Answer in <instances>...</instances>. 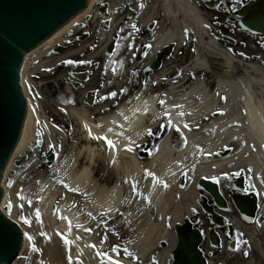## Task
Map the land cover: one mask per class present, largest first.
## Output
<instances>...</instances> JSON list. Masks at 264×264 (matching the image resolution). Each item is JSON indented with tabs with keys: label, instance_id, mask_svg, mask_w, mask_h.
Listing matches in <instances>:
<instances>
[{
	"label": "bare ground",
	"instance_id": "6f19581e",
	"mask_svg": "<svg viewBox=\"0 0 264 264\" xmlns=\"http://www.w3.org/2000/svg\"><path fill=\"white\" fill-rule=\"evenodd\" d=\"M100 1L88 0L85 9L24 53L25 60L20 72L29 95V109L21 137L2 177L6 186L2 208L25 226L26 245L10 264H24L25 252L31 253V264H100L96 249L90 247L91 244L106 252L110 251L111 246L119 244L123 264H157L158 259H165L163 263L167 264L166 257L175 239V224L181 222L198 202L208 199V195L198 188L201 178L226 183L240 173H250L256 190L264 193V66L218 45L206 31L208 21L195 0H140L147 2L141 15L142 26L159 18V24L151 36L152 44L145 64H150L163 46L180 49L186 35H195L198 45L193 59L177 67L182 69H177L180 70L179 76L173 75L176 67L167 61L148 77L146 86L144 81L118 107L107 104L106 109L85 103L84 94L78 97L79 102L75 104L72 100L75 89L69 86L72 97L60 93L58 101L74 121L72 131L66 128L69 121L63 119L57 126L41 107L34 108L30 86L35 83L40 85L35 80L38 73L48 69L47 64L52 65L54 61L73 53H66L57 59L53 58L56 54H51L58 45L69 39L70 31L74 28L77 30L92 16L94 21L103 17V24L108 26L98 35L103 37V42L97 47V57L104 54L117 27L119 31L121 18L116 15V9L124 2L108 1L103 3L105 5L100 11L97 9ZM236 5L242 8L245 4L232 0L230 6L233 8ZM86 47L79 45L74 50L75 54ZM127 49H131L130 45L127 47L121 41L116 49V72L124 87L130 85H126V73L142 69L141 64L136 61L132 64L128 60L129 54L128 58L125 54L120 55ZM32 64L34 66L30 70ZM137 95L139 100L134 99ZM161 99L166 101L165 105L159 104ZM145 106L148 108L146 113L143 111ZM134 108L141 111L132 117L129 127V122L124 121L118 113L124 111L131 116ZM165 110L171 113L172 125L167 123ZM181 111L185 113L184 116L179 115ZM113 120L117 122L116 125L112 124ZM38 122L44 128L47 147L56 145L59 148V158L54 167L47 171H37L38 163L34 164L31 171L35 176L28 182H22L26 175L22 170L24 166L17 168L15 163L26 155L32 158L38 149L28 152L38 136ZM120 123H124L125 135L134 142L133 151L126 149L127 140L118 139L114 133L108 135L117 140L118 150H109L104 140L93 138L94 135L107 133L109 127L119 132ZM185 123L188 128H184ZM85 124L91 128L93 135H89ZM163 124L166 133L164 130L165 136L157 142L155 152L145 150L148 129L153 133ZM173 125H179L180 132ZM229 149L230 152L226 151ZM225 151L227 154L219 155ZM146 170L167 182L168 187L157 184L153 188V180ZM183 175L187 182L181 186ZM12 178L14 182L10 187L7 183ZM133 182L137 183L143 197L132 190ZM70 188L79 191L73 192ZM21 195L25 199H21ZM149 195L150 204L146 199ZM28 199L32 200L31 204L27 203ZM9 204L12 206L9 207ZM21 204L24 205L23 210ZM57 208L60 209L59 213ZM110 208L113 211L102 217L101 213ZM36 209L40 210V217L36 216ZM89 212L92 216L88 215ZM60 215L72 220L71 233L68 232L67 220H61ZM22 217L31 223L22 222ZM102 219L107 223H101ZM77 223L94 231L86 233L84 228L75 227ZM243 229L250 235L252 227L244 226ZM105 232L108 240L101 245ZM28 235L33 237V241L28 240ZM64 236L74 243L66 245ZM33 242L41 251H33ZM254 242L264 258L262 244ZM124 248L131 251L133 256L123 254ZM110 254L116 257V253ZM263 258L237 260L228 253L227 259L214 263L264 264Z\"/></svg>",
	"mask_w": 264,
	"mask_h": 264
},
{
	"label": "water",
	"instance_id": "95a60500",
	"mask_svg": "<svg viewBox=\"0 0 264 264\" xmlns=\"http://www.w3.org/2000/svg\"><path fill=\"white\" fill-rule=\"evenodd\" d=\"M86 2L87 0H0V178L3 177L4 168L18 141L25 118L26 102L19 85V70L24 52L49 37L57 28L83 9ZM242 15L246 16V12ZM242 25L253 33H264V13L254 14L243 19ZM113 49L114 43L108 47V54ZM168 49L170 50V48ZM159 66L160 61H156L151 68ZM73 76L84 79L79 74H73ZM20 84L27 100L28 113L29 95L23 86L21 72ZM37 144V142L34 143L35 146ZM54 158L55 154H52L48 160ZM27 159L26 155L22 160L16 162V166L20 167ZM184 181L183 178L181 186ZM0 184L3 188L4 198L6 186L2 179ZM200 186L214 195L220 207H225V201L217 183L202 179ZM1 187L0 210L7 218L0 211V264H10L21 245V231L17 225L21 228L24 237L21 251L26 245V229L16 217L3 211ZM176 228L179 235L178 250L175 253L179 258L176 259V264H204L194 245L199 240L198 235L191 233L186 241L180 235V226L177 225Z\"/></svg>",
	"mask_w": 264,
	"mask_h": 264
},
{
	"label": "flooded vegetation",
	"instance_id": "af4514ba",
	"mask_svg": "<svg viewBox=\"0 0 264 264\" xmlns=\"http://www.w3.org/2000/svg\"><path fill=\"white\" fill-rule=\"evenodd\" d=\"M203 1L205 3H209L210 1H213L215 5V9H217V11L222 15L226 16L223 23H221V26H224V28L221 29L222 31L224 30L223 33H227V34L228 32L234 33L235 30L233 29L232 26L229 25H233L236 27L238 21H233L230 19H232L233 18L232 15L241 8H239L237 5L232 8L230 6L232 4V0H203ZM240 1L245 3L250 0H246V1L240 0ZM254 1L258 2L259 0H254ZM225 28H228V30H226ZM142 34H147V32H143ZM149 46H151V44L144 43L143 46H141L139 53L143 55L144 52L149 51L150 49ZM98 67L99 66L94 65L92 70L95 71L98 69ZM93 74L94 72L90 74V77L87 80V82L92 81V79L94 80ZM87 82H85L83 85H86ZM115 83L105 79L104 74L102 73L98 85L94 87V89H98V92L96 93L95 96V100L105 101L109 98H113L109 96V93L116 90V92H118V95L114 97V101L115 103H120L124 99V93L121 91L122 86L119 87V82L117 81ZM107 87L109 88L106 91L105 89ZM104 97H108V98L105 99ZM248 189L251 191L250 187H248ZM249 190L242 191L240 192V194L244 193L246 195H250L251 192H249ZM232 191L233 190H231L230 192ZM249 199L251 200V202H254V205L256 206L258 212L263 213L264 210L263 197L258 198L250 195ZM232 212L233 215L236 214L240 216L237 210L232 209ZM193 222H194V226L199 227L203 232V239L200 245V249L203 252V254L206 256V258L212 261L213 263L216 260L227 259V254L230 253L229 247L233 244L236 245V249L238 250L239 253L242 252V255L247 256L250 254L251 246L248 237L245 234H243L241 229H239L238 226L231 219H227V222H225L223 225H218V224H213L212 218L208 215H205L203 218L197 215V217L193 218ZM211 232L217 233V235L219 236L220 242L222 244V247L220 249H216L212 247L209 236ZM243 249L246 251H243Z\"/></svg>",
	"mask_w": 264,
	"mask_h": 264
},
{
	"label": "rangeland",
	"instance_id": "374dc122",
	"mask_svg": "<svg viewBox=\"0 0 264 264\" xmlns=\"http://www.w3.org/2000/svg\"><path fill=\"white\" fill-rule=\"evenodd\" d=\"M107 1H111V0H107ZM123 2L124 3H122V5L120 4L121 6L117 7V9H116V15L117 16H121L122 14H125V10H126L125 6L128 4V1H123ZM144 3H145V1H144ZM97 9H98V7H97ZM92 20L94 21V16L92 17ZM102 20H103V17L96 19L94 22L97 25H99L102 22ZM91 24H92V22L88 24V28L90 27ZM99 27H98V30L96 32L97 34L95 35V38L91 39V42H92V40H96V43L100 45V43L103 42V37H100L98 35L101 34L103 30H100L101 28H99ZM132 27L133 26L130 25L126 29L127 33H130V35L132 33V30H131ZM127 33H126V35H127ZM123 41L127 44V39L126 38H124ZM190 42H191V44L189 45V48H187L186 55L183 57V59H181L178 62L176 61L174 63L172 61H175V60H170L171 65H173V64L174 65H179L181 62H184V61L188 62L189 60H191V58H192L191 57L192 56L191 53H192V48L194 47V44H193L194 41L191 40ZM126 51L121 52L120 55H124V54L127 55ZM257 63H261V62L258 61ZM33 66H34V64H32V67L30 68V70L33 68ZM101 72H102V70H98L95 73V76H94L95 80H97V81L100 80ZM105 72H108V71L106 70ZM133 72L131 70H129V72L126 73V75H128V77H129V80L133 81V82L140 81L141 80L140 77H139L140 71L138 69H135V70H133ZM179 73L180 72L177 71L175 73V76L179 75ZM112 75H113V73H111V75L108 77L109 81L112 79ZM118 77H114L113 79H118ZM52 79L56 81V78L55 79L54 78H48L45 81H50ZM36 80H38V79H36ZM36 80H35V82H37ZM114 81H116V80H114ZM53 84H56V83H54V82L52 84L44 83L42 86L41 85H36V83H35V84L30 86V93L33 96V106H34V108H39V109L41 107L44 110V112L48 115V117L50 118L51 122L56 124L57 126L60 124V122H63V119H64V121L71 122V124L70 123L68 124L69 127L67 126L66 128H68L69 131H72L73 127H74V121L68 115L67 111L65 110L64 105L61 104V102H59L56 99L55 96H53L55 94V90H56V87ZM132 89L133 88H131L129 90V93H131ZM38 128L43 132L41 134V136H42L41 137L42 144H41V147L39 149H37L33 153V156L29 160V162H27V164L23 167V169H22V170H24L23 173H25L26 175L24 176L22 182H28L35 176L33 171H31V168H32V166L34 164L38 163L37 164L38 165L37 166L38 167L37 171H39V170L47 171V170H50L51 168H53L54 165H55L54 164L55 162L54 163L53 162H50V163L48 162V164H45L44 161H45L46 157L49 154H51L52 152L59 153V148L56 145H53L51 148L47 147V145H46V134L44 133V128H43V126L41 124L39 125ZM22 170H20V171H22ZM13 182H14V178H12L11 181L9 182V186L10 187L13 185ZM221 184H222V186H224L223 189H225V191L228 190L227 189L228 187H230V183H228V184L221 183ZM21 221L24 222L22 219H21ZM24 255H25L24 264H31V258H30L31 253L26 254V252H25ZM260 256H259V260L261 259ZM255 257H257V256H255ZM21 262L22 261H20L19 263H21Z\"/></svg>",
	"mask_w": 264,
	"mask_h": 264
},
{
	"label": "snow or ice",
	"instance_id": "6c2138e0",
	"mask_svg": "<svg viewBox=\"0 0 264 264\" xmlns=\"http://www.w3.org/2000/svg\"><path fill=\"white\" fill-rule=\"evenodd\" d=\"M141 7H144V5L141 4ZM133 27H135V25H134ZM206 27H209V25H206ZM186 31H187V30H186ZM149 47H150V46H149ZM145 54H146V53H145ZM67 63L71 64V63H74V61L69 60V61H67ZM113 71H115V69H113ZM146 85H147V81H145V86H146ZM121 91H122L123 93H127V92H128V89L125 88V89H122ZM117 95H118V93L115 92V91L109 93V96H111V97H113V98L116 97ZM104 98L107 99L108 97H104ZM134 99L139 100V99H140L139 95L135 96ZM128 103H131V101H129ZM145 104H146V102H145ZM159 104H160V105H165V104H166V101L163 100V99H161V100H159ZM175 107H177V108H181L182 105H175ZM140 111H141L140 108H134V109L131 110V116H130V115H126L124 111H120L118 114H119V116H121V117L123 118L124 121L129 122V127H130V126H131V120H132V117L135 116V115H136L138 112H140ZM143 111H144L145 113L148 112V108H147V106H145V107L143 108ZM179 115H180V116H184L185 113H184L183 111H181V112H179ZM164 116H165V117H168L167 123H168L169 125H172V124H173V121H172V119H171V113H170L169 111L165 110V112H164ZM116 123H117V122H116L115 120L112 121V124H113V125H116ZM173 126L175 127V130H176L177 132H180V127H179V125H173ZM183 126H184V128H188V127H189L186 123H185ZM85 127L88 128L89 135H93V134H92V131H91V128H90L87 124H85ZM97 127H101V125H97ZM118 127H119V129H120L119 132H116L115 129H114L113 127H109V128L107 129V133H105V134H103V135H94L93 138L96 139V140H104V141L106 142V145H107V147H108L109 150H118V148H117V140H116V139H113V138H110L109 135H108V133H114V135H115L118 139H119V138H123V139L127 140L129 143H128L127 145H125L126 149H127L128 151H133L134 148L132 147V144H133L134 142L131 140V137H128V136L125 135V133H124V131H123V129L125 128L124 123H120ZM152 134H153V133H152V130H151V129H148V135H152ZM184 143H185V145H187V139H186V138L184 139ZM201 151H202V150H201ZM146 171H147V170H146ZM147 175H148L149 177H151L152 180H153V188H155V187L157 186V184L162 185L164 188H167V187H168L167 182H165L164 180L160 179L158 176H156L155 173H153V172H151V171H147ZM61 183L63 184L64 182L61 181ZM131 187H132V190L136 193L137 196H141V197L144 196L143 192L139 191L136 182H133L132 185H131ZM69 190H70V191H73V192H75V191H79V189H77V188H70ZM21 199H25V197H24L23 195H21ZM41 199H43V198L41 197ZM146 199L148 200V203L150 204V203H151V196L149 195L148 197H146ZM27 203H28V204H31V203H32V200H31V199H28V200H27ZM11 206H12V205L9 204V207H11ZM23 207H24V205L21 204V205H20L21 210H23ZM112 211H113V210L110 208V209L107 210V212H105V213H101V216H102V217H103V216H107V215H109ZM116 211L118 212L119 209H116ZM57 212H58V213L60 212V209H59V208H57ZM40 215H41L40 210H39V209H36V216H37V217H40ZM88 215H89V216H92V213L89 212ZM22 219H23L24 223H26V224H30V223H31V221L28 220V219L25 218V217H22ZM60 219H61V220H67V223H68V232L71 233V231H72V226H73V224H72V220H71L70 218H68V217L63 216V215H60ZM101 223H105V224H106L107 221H105V220L102 219V220H101ZM75 227H77V228H84V231H85L86 233H92V232L94 231L92 228H85L84 225L79 224V223H77V224L75 225ZM97 227H99V224H97ZM112 231L115 232L114 229H113ZM115 234H116V235H119V233H115ZM41 235H46V234H45V233H41ZM28 240H29V241H33V237H32L31 235H28ZM107 240H108V234H107V232H105V234L103 235V237H102V239H101V245H103L105 242H107ZM64 243H65L66 245H68V246H71V245L74 243V241L68 239L67 236H64ZM90 247H92L93 249H96V255L100 258V264H123L122 253H121V248H120V245H119V244H116V245L111 246L109 252L101 251V250L97 249V246H96L95 244H91ZM32 248H33V251H34V252H39V251H41V249H39V248L36 247V245H35L34 242H33V244H32ZM110 253H116V257H114L113 255H111ZM123 254H126V255L129 256V257H132V256H133V253H132L131 251H129L127 248H124V249H123ZM246 254H247V253H246ZM69 259H71L70 256H69ZM137 259H138V258H137Z\"/></svg>",
	"mask_w": 264,
	"mask_h": 264
}]
</instances>
